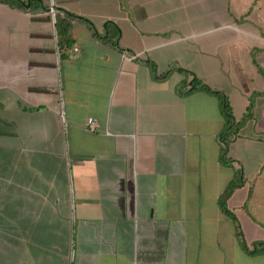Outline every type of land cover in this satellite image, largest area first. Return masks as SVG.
<instances>
[{
    "label": "crops",
    "instance_id": "1",
    "mask_svg": "<svg viewBox=\"0 0 264 264\" xmlns=\"http://www.w3.org/2000/svg\"><path fill=\"white\" fill-rule=\"evenodd\" d=\"M20 1L0 0V264H264L244 248L264 241V95L225 163L202 88L250 112L264 0Z\"/></svg>",
    "mask_w": 264,
    "mask_h": 264
},
{
    "label": "trees",
    "instance_id": "2",
    "mask_svg": "<svg viewBox=\"0 0 264 264\" xmlns=\"http://www.w3.org/2000/svg\"><path fill=\"white\" fill-rule=\"evenodd\" d=\"M4 1H7V2H11L13 4L17 3L19 4L18 6L21 7V3L22 1L20 0H4ZM31 3H34L35 1L36 2H40V3H43L44 1L43 0H30ZM114 30H116V33L115 35L118 33V27H114ZM114 35V36H115ZM114 36H110V37H107V40L109 41H113L114 40ZM202 88L208 92H211V93H214L216 94L221 102H222V105L225 109V114H226V117L228 119V127L224 130V132L222 133V136H223V140H224V144H225V147H224V155L222 157V159L224 160L225 163H230V159L227 157V149H228V142L230 141V136L232 134H237V130L247 121L249 120L250 118H253L254 116H252V108H253V103L256 99V97L258 96H261V95H264V90L263 91H257L255 93H253L250 97V106H249V113H247L242 119L241 121H235V118L234 116L230 113V109H229V106H228V98L226 96V94H224L223 92L221 91H218V90H214L213 88L209 87L208 85H202ZM252 116V117H251ZM230 127V128H229ZM236 188V184L232 181L227 189L225 190V192L223 193V197H222V209L230 216L234 217V213L228 209L226 206H225V201H226V198L228 196H230L232 194V192L234 191V189ZM254 245V248L252 250H249L248 249V246L247 244H244V248L251 252V253H254V252H257V253H261V252H264V241H256L253 243Z\"/></svg>",
    "mask_w": 264,
    "mask_h": 264
},
{
    "label": "built area",
    "instance_id": "3",
    "mask_svg": "<svg viewBox=\"0 0 264 264\" xmlns=\"http://www.w3.org/2000/svg\"><path fill=\"white\" fill-rule=\"evenodd\" d=\"M86 128L89 131H97L100 128V125L96 119L90 117L86 121Z\"/></svg>",
    "mask_w": 264,
    "mask_h": 264
},
{
    "label": "rangeland",
    "instance_id": "4",
    "mask_svg": "<svg viewBox=\"0 0 264 264\" xmlns=\"http://www.w3.org/2000/svg\"><path fill=\"white\" fill-rule=\"evenodd\" d=\"M261 12H263V13H264V8H262V9H261ZM249 156H250V158H252V157H251V156H252V152L250 153V155H249Z\"/></svg>",
    "mask_w": 264,
    "mask_h": 264
}]
</instances>
